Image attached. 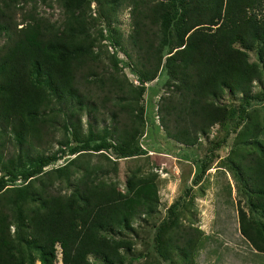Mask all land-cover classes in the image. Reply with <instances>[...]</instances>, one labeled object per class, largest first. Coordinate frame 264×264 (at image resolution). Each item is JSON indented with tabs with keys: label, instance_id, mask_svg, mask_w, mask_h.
Segmentation results:
<instances>
[{
	"label": "trees",
	"instance_id": "trees-1",
	"mask_svg": "<svg viewBox=\"0 0 264 264\" xmlns=\"http://www.w3.org/2000/svg\"><path fill=\"white\" fill-rule=\"evenodd\" d=\"M9 1L0 0V134H6L14 150L0 152V264L35 260L52 264L56 244L61 264H95L88 254L119 262L118 248L124 242L98 232L153 211L158 203L154 177L130 175L126 191L94 182L86 173L77 177L68 194L43 181L33 186L34 174L59 157L49 145L54 141L66 145L69 133L74 143L68 153L82 149H110L115 156L144 153L136 140L142 122L139 99L144 82L161 69L170 80L157 99L158 122L168 137L195 143L199 133L227 116V108L213 101L224 89L241 93L244 103L253 97L252 80L261 70L248 61L247 50L258 44L264 66V15L257 13L262 0H94L107 2L112 11L129 6L131 29L126 39L131 50L118 36L113 42L128 59L137 85L118 74L114 53L108 56L110 70L102 67L85 17L88 0H58L63 14L57 23L30 10L15 21L8 12ZM164 45L171 50L163 57ZM101 107L107 125L93 130L88 124L83 135L80 113ZM58 130L61 137L55 139ZM252 133L250 137L258 140L257 132ZM212 144L218 146V141ZM237 167L264 210V141L240 153ZM55 170L60 174L62 167ZM18 177L25 183L6 186V179ZM174 204L157 225L155 249L164 256L163 231L173 225L171 244L182 252L184 264H195L200 230L175 222ZM237 221L241 235L264 252V225L256 228L238 203Z\"/></svg>",
	"mask_w": 264,
	"mask_h": 264
},
{
	"label": "rangeland",
	"instance_id": "rangeland-1",
	"mask_svg": "<svg viewBox=\"0 0 264 264\" xmlns=\"http://www.w3.org/2000/svg\"><path fill=\"white\" fill-rule=\"evenodd\" d=\"M8 6V12L15 21L23 18L28 10L55 23L61 20L63 14L58 0H10ZM257 13L264 15V0ZM85 17L89 32L95 37L93 49L98 51L102 67L110 70L108 56L114 53L119 59L118 74L137 85L134 74L126 65L128 59L113 42V38L118 36L122 44L131 50L126 39L131 29L129 6L122 4L112 11L105 1L98 4L88 0ZM2 39L0 36V43ZM257 48L258 44H255L247 50L248 61L256 62L261 70L260 77L252 80L253 97L244 103L241 93L224 89L213 101L227 108V116L213 123L207 132L199 133L193 144L168 137L158 122L157 99L166 89L164 83L170 80L168 72L161 69L153 79L144 82L139 99L142 122L136 140L144 153L115 156L110 149H82L68 153L67 147L74 143L69 133L66 145H59L55 141L49 145V151L57 150L59 157L34 174L36 176L31 179L33 186H39L43 181L49 183L51 188L68 194L77 177L86 173L94 182L109 183L126 191V181L130 175L154 177L158 203L153 211L133 215L127 225L107 227L98 232L124 242L118 248L121 260L108 263L95 254H88L89 261L95 264H184L182 252L171 244L173 225L163 231L164 256L156 251L153 238L159 221L165 219L167 207L173 201L174 221L200 230L193 251L195 264H257L264 261V252L256 251L241 235L237 221L238 203L256 228L264 225V210L258 205L256 193L250 190L248 180L237 167L240 153L253 150L264 141V66L258 59ZM169 50L170 46L164 45L162 56L167 55ZM79 118L83 135L88 124L96 130L108 123L107 113L102 107L95 111L83 110ZM254 131L258 140L250 137L255 134L252 133ZM61 133L60 130L56 131L54 138L61 137ZM6 139V134H0V141L3 142L0 152L13 153L14 148ZM215 141H218V146L212 144ZM44 150L48 151L47 147ZM203 163H206L205 167L197 177ZM56 167H62L60 174ZM25 181L18 177L15 180L6 179L5 182L9 186ZM186 187H190L189 191L183 194ZM38 263V260L34 261V264ZM52 264H61L57 244Z\"/></svg>",
	"mask_w": 264,
	"mask_h": 264
}]
</instances>
